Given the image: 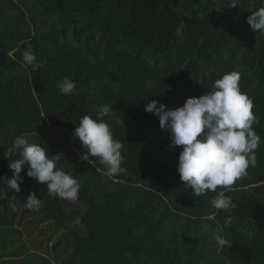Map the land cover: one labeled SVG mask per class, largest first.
I'll list each match as a JSON object with an SVG mask.
<instances>
[{
  "label": "trees",
  "instance_id": "trees-1",
  "mask_svg": "<svg viewBox=\"0 0 264 264\" xmlns=\"http://www.w3.org/2000/svg\"><path fill=\"white\" fill-rule=\"evenodd\" d=\"M236 4L0 0V264H264V143L256 166L225 190L235 209L218 211L210 204L215 193L196 197L184 188L176 171L182 146H171V134L145 111L152 101L181 107L235 70L264 140V34L246 22L261 3ZM29 44L39 69L23 62ZM65 77L77 85L73 95L58 90ZM104 104L116 112L99 118L124 144L125 171L115 177L99 158L82 160L72 136L81 116L96 119ZM22 134L61 156L57 166L80 183L76 201L49 195L27 168L21 191L7 188L2 180L12 176L8 164L18 158L13 145ZM30 193L43 201L39 210L25 207ZM32 215L62 233L52 247L55 262L43 253L52 236L29 245V223L21 224ZM217 229L229 247L217 246Z\"/></svg>",
  "mask_w": 264,
  "mask_h": 264
},
{
  "label": "clouds",
  "instance_id": "clouds-1",
  "mask_svg": "<svg viewBox=\"0 0 264 264\" xmlns=\"http://www.w3.org/2000/svg\"><path fill=\"white\" fill-rule=\"evenodd\" d=\"M228 3L230 7H237L236 0H228ZM260 3L246 22L252 30L264 34V0ZM22 58L25 66L39 69L31 44L24 49ZM240 80V73L233 70L215 80L212 91L199 98L186 99L181 107L165 110L163 104L157 106V102L152 101L145 108L158 117L160 128L171 134V146H182L176 171L185 182L184 188L191 189L196 197L209 191L215 193L210 204L218 211L235 209L232 197L226 195L225 190L230 191L238 179L247 176L249 167L256 166V151L264 143L253 128V124L258 123L252 111L253 100L241 91ZM57 87L66 96L77 90L75 81L67 77ZM114 111L104 104L96 119L82 115L72 132L84 149L81 159L89 162L91 157L99 158V164L106 166L109 177L125 171L122 167L124 144L114 138L109 123L99 118L114 115ZM26 136L22 134L14 140L13 151L19 150L18 158L10 159L8 164L11 178L2 180L7 188L19 193L23 183L21 172L27 168V176L46 185L49 195L76 201L81 186L73 171L58 167L60 155L50 156L47 147L30 142ZM42 205L43 201L35 193L26 198L25 207L29 210H39ZM231 222L232 217L228 216L225 225ZM213 238L219 248L231 245L221 229L213 233Z\"/></svg>",
  "mask_w": 264,
  "mask_h": 264
},
{
  "label": "rangeland",
  "instance_id": "rangeland-1",
  "mask_svg": "<svg viewBox=\"0 0 264 264\" xmlns=\"http://www.w3.org/2000/svg\"><path fill=\"white\" fill-rule=\"evenodd\" d=\"M35 189L37 192V188H35ZM1 200H2V198H0V201ZM12 205L15 206V209L17 211L20 210L17 208L14 201H13ZM28 223H29V233H26V237L29 241L30 247H32V243L34 241H36V240L47 241L48 238L50 236H52L51 241H49V243H48V247L45 249V252L43 251V253L45 255L49 256L55 262V254H54V250L52 247L54 245V242L58 241V239L60 237H63L62 233H57L53 230V223L52 222L38 224L37 219H35V215H32V217H30L29 219H26L21 224V228L25 229V227L28 225ZM5 264H23V262L21 260L6 261Z\"/></svg>",
  "mask_w": 264,
  "mask_h": 264
}]
</instances>
